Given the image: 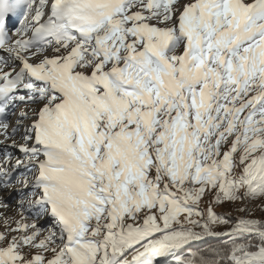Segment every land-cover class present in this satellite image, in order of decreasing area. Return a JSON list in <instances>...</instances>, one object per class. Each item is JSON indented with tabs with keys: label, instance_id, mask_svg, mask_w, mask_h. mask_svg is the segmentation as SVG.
Listing matches in <instances>:
<instances>
[{
	"label": "snow or ice",
	"instance_id": "1",
	"mask_svg": "<svg viewBox=\"0 0 264 264\" xmlns=\"http://www.w3.org/2000/svg\"><path fill=\"white\" fill-rule=\"evenodd\" d=\"M0 209V264H264V0H0Z\"/></svg>",
	"mask_w": 264,
	"mask_h": 264
},
{
	"label": "rangeland",
	"instance_id": "2",
	"mask_svg": "<svg viewBox=\"0 0 264 264\" xmlns=\"http://www.w3.org/2000/svg\"><path fill=\"white\" fill-rule=\"evenodd\" d=\"M13 206H14V204H13ZM2 211H4V210L3 209H0V212H2ZM218 211H219V209H218ZM7 214L10 215V216H15L16 215L12 211H9ZM16 218L18 219L19 217L17 216ZM0 231H3V224H2V222H0Z\"/></svg>",
	"mask_w": 264,
	"mask_h": 264
}]
</instances>
